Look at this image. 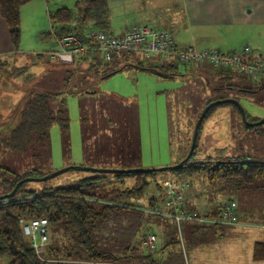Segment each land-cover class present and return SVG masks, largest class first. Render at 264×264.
Listing matches in <instances>:
<instances>
[{
	"label": "rangeland",
	"instance_id": "1",
	"mask_svg": "<svg viewBox=\"0 0 264 264\" xmlns=\"http://www.w3.org/2000/svg\"><path fill=\"white\" fill-rule=\"evenodd\" d=\"M77 1L80 0H30L23 4L17 44L12 45L11 53L0 56V133H6L14 124L18 112L25 108L27 95L34 89L48 90L47 102L56 118L47 128V135L33 132L22 150L0 147V196L12 191L11 182L17 177L25 178V174L44 177L55 173L46 179L23 182V189L40 192L48 187H78L82 178L102 173L83 167L172 166L188 154L195 123L205 106L226 98L233 102L216 105L203 120L195 158L264 160V122L249 123L264 118L262 76L253 77L210 62L183 67L173 57L164 58L160 53L145 56L139 51L127 53L125 62L113 58L108 66L96 68L80 60L83 56L72 63L62 62L52 56L60 50L52 35V28L57 30L59 25L50 23L49 13L62 6L73 8ZM131 11L114 9L110 24L117 25L119 31L120 27L140 22L143 17ZM248 55H252L249 52L245 55L252 62L264 60ZM159 62L174 63L175 67L170 69L166 64L163 67ZM123 63L125 66L121 67ZM113 70L114 73L104 76L106 71ZM170 71L173 73L165 76ZM241 107L247 121L242 117ZM65 167L69 169L61 170ZM104 173L105 178L80 186L83 193L93 197L89 200L91 204L96 208L106 202L136 205L145 218L133 229L135 234L133 230L126 231L129 249L121 253L131 260L125 264H147L127 255L155 251L162 246V231L169 230L166 232L172 235L174 227L184 264H256L252 258L253 243L264 241V187L257 186L258 182L230 190L222 189L218 181L210 183L207 171L186 178L184 206L199 214L201 221L183 219L177 223L169 215L172 208L163 200L166 195L158 189V183L162 189V181L166 179L163 177L168 173L151 176L142 194L133 197L121 194L130 190L132 177L120 180L110 172ZM178 180L177 189L181 178ZM189 188L194 192L192 199L187 196ZM154 197L158 203L151 207L149 201ZM228 198L237 204L236 219L234 223H220L210 212ZM156 207L166 215L149 212ZM132 218L129 216L128 220ZM193 225L204 228L191 237ZM148 227L156 236L154 248L140 243ZM49 231L44 248L52 238L50 225ZM130 246H136L137 250ZM173 248L178 249L176 245L168 246L166 251ZM160 254L157 252L155 257L159 259ZM76 262L79 261L70 260V264ZM7 263V257L0 259V264Z\"/></svg>",
	"mask_w": 264,
	"mask_h": 264
},
{
	"label": "trees",
	"instance_id": "2",
	"mask_svg": "<svg viewBox=\"0 0 264 264\" xmlns=\"http://www.w3.org/2000/svg\"><path fill=\"white\" fill-rule=\"evenodd\" d=\"M28 1L30 0H0V15L7 25L12 45L17 44L19 37L20 7ZM49 21L51 24L59 25L55 30L57 35L75 33L83 39L84 43H90L84 37L86 30L103 29L107 31L108 29L107 0H80L73 8L59 7L53 13H49ZM127 53L129 52L123 53L121 56L125 57ZM83 56L91 57L94 60L88 63L89 67L108 66L109 62L102 63V59L97 53L86 52ZM121 65L123 67L125 63ZM174 67V65L169 66L170 69ZM147 69L153 70V68ZM114 71H106L104 76H108ZM155 73L164 75L162 72ZM172 73L173 71H170L165 76ZM41 90L43 92H38L36 89L29 92L25 99V108L18 112L14 124L8 128L6 133H0V147L22 150L33 132L47 135V128L56 118L47 102L48 90ZM226 103L228 102L216 105ZM216 105L206 111L199 125L198 134L203 120ZM195 149L196 145L190 158L175 169L170 167L164 171L152 172L131 170L112 174L120 180L130 177L134 179L130 190L121 192L124 195L129 194L131 197L141 195L149 184V178L161 172L168 173L163 178H172L177 182L179 178L186 179L207 171L208 181L210 183L220 182L222 189L237 190L250 186L254 182H258L257 186L264 187V160L234 158L222 161L209 159L202 161L195 158ZM169 173H172L173 176ZM29 175L25 174L24 176ZM105 177L106 173L102 172L93 177L82 178L78 187H48L43 188L40 192L23 189V182L19 184L12 196L0 200V259L7 257V264H70V260L79 261L76 264H123V262L125 264V261L131 260L128 257H132L133 260L147 264H184L175 227L170 232L172 235L166 232L169 230L162 231V238H164L162 246L155 248V251L148 250L149 252L138 255L129 253L128 259L123 258L125 255L121 252L129 249L127 244L129 238L125 237L126 231L135 229L139 221L145 220V218L136 205L106 202L96 208L91 204L89 200L93 197L83 193L80 186L88 185L92 181ZM20 180V177L13 180L11 189ZM160 185L161 183H158V189L159 192H162ZM92 200L97 201V199ZM157 200V197L151 198L149 206H155L158 203ZM213 215L217 216L216 209L213 211ZM129 216H133L131 221L128 220ZM37 217H45L52 230L51 241L42 250L41 255H38L31 247L21 227L22 219ZM201 228L204 227L193 225L191 237H194L199 231L201 232ZM135 232L136 230H133V234ZM131 239L133 241V237ZM144 240L145 232L142 234L140 243L143 244ZM175 245L178 249L173 248L166 251L168 246ZM130 247L133 251L137 250L136 246ZM157 252L162 253L159 259L155 257ZM253 258L256 262L264 260V241L254 243ZM133 262L135 263V261Z\"/></svg>",
	"mask_w": 264,
	"mask_h": 264
},
{
	"label": "built area",
	"instance_id": "3",
	"mask_svg": "<svg viewBox=\"0 0 264 264\" xmlns=\"http://www.w3.org/2000/svg\"><path fill=\"white\" fill-rule=\"evenodd\" d=\"M52 35L57 39L60 50L52 53L62 62H74L81 58L86 52L97 53L103 62H110L121 54L139 51L145 56L162 54L164 58L173 57L180 65L203 64L210 62L215 66L232 67L240 72H246L253 77L264 76V60L249 61L245 55L248 46H244L242 52H224L217 48L195 49L193 46L178 48L171 32L165 28L149 25H132L127 27L120 35H114L103 29H88L84 37L90 43H84L83 39L75 33L57 35L52 28ZM162 195H166L167 206L172 209L170 217L181 223L183 219L191 222L201 221L199 214L188 211L184 206V192L187 183H181L178 189L172 178L162 181ZM237 204L232 198L216 204V213L220 223H234L236 219ZM150 213L166 215L160 208H155ZM21 227L23 234L27 236L31 247L41 255L44 245L49 237V223L45 217L22 219ZM144 243L150 248L156 244V236L150 228H147Z\"/></svg>",
	"mask_w": 264,
	"mask_h": 264
},
{
	"label": "crops",
	"instance_id": "4",
	"mask_svg": "<svg viewBox=\"0 0 264 264\" xmlns=\"http://www.w3.org/2000/svg\"><path fill=\"white\" fill-rule=\"evenodd\" d=\"M126 8L143 18L117 31V25L110 24L111 14L114 9ZM107 13V31L114 35L122 34L132 25H149L169 30L178 48L193 46L197 50L217 48L228 53H241L243 47L248 46L252 55L248 57L264 58V0H107ZM175 33H178L176 37ZM12 51L7 25L0 15V56ZM116 59L125 62L126 56ZM80 60L94 61L88 56ZM159 63L163 67L167 65ZM172 65L175 66L170 63L167 67ZM183 182L186 180L181 178L180 184ZM187 192L192 199L194 192L190 188ZM256 264L264 262L257 261Z\"/></svg>",
	"mask_w": 264,
	"mask_h": 264
},
{
	"label": "water",
	"instance_id": "5",
	"mask_svg": "<svg viewBox=\"0 0 264 264\" xmlns=\"http://www.w3.org/2000/svg\"><path fill=\"white\" fill-rule=\"evenodd\" d=\"M221 102H233V100L232 99H228V98H226V99H219V100H213V101L209 102L205 106V108L203 109V111L201 112V114L199 115V117H198V119H197V121L195 123L194 130H193V135H192V140H191V145H190V149H189L188 154L181 161H179L178 163H176V164H174L172 166H162V167H152V168H139V169H114V168H91V167H83V168L81 167V168L84 169V170L93 171V172H110V173L129 172L131 170H138V171L139 170H144V171H147V172H152V171H164V170H167L170 167L171 168H174V169L175 168H178V167H180L182 165V163L185 160L189 159L190 156L192 155V152H193V150L195 148V145H196V139H197V135H198L199 125H200V123H201V121H202V119H203L206 111L211 106L216 105V104H219ZM240 111H241L242 117L247 121L246 116H245V112L242 109V107H241V110ZM263 122H264V118L261 119V120H259V121H256V122H253V123L249 122V123L252 124V125H258V124L263 123ZM67 169H69V167H65V168H63L61 170H67ZM53 174H55V173H53ZM53 174L47 175V176H44V177H25V178L21 179L20 181H18V183L15 184V186L12 189V191H10L9 193H7L5 195H1L0 196V200L12 196L15 193L18 185L21 184L24 181H27V180H41V179H46L49 176H52Z\"/></svg>",
	"mask_w": 264,
	"mask_h": 264
}]
</instances>
